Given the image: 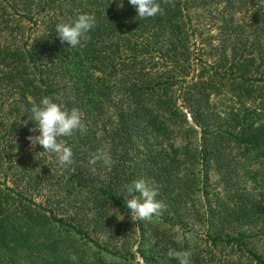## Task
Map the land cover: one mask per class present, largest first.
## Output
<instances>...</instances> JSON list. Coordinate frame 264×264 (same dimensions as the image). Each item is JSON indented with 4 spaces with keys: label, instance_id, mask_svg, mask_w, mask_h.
I'll return each instance as SVG.
<instances>
[{
    "label": "trees",
    "instance_id": "1",
    "mask_svg": "<svg viewBox=\"0 0 264 264\" xmlns=\"http://www.w3.org/2000/svg\"><path fill=\"white\" fill-rule=\"evenodd\" d=\"M157 2L140 19L128 0H0V264H179L170 250L264 264V0ZM248 11L250 34L236 19ZM83 13L88 40L62 44L56 25ZM197 13L220 19L215 37ZM224 93L252 107L222 115L210 99ZM43 97L81 112L85 131L58 138L67 167L26 142ZM181 108L201 130L193 150L170 143L175 127L198 137ZM98 152L111 167L90 163ZM141 179L162 207L136 221L124 186Z\"/></svg>",
    "mask_w": 264,
    "mask_h": 264
},
{
    "label": "clouds",
    "instance_id": "2",
    "mask_svg": "<svg viewBox=\"0 0 264 264\" xmlns=\"http://www.w3.org/2000/svg\"><path fill=\"white\" fill-rule=\"evenodd\" d=\"M128 3L136 9L137 17L140 19L156 16L160 11L157 0H128ZM95 16L89 13L79 14L75 20L61 22L56 25V36L60 42L67 43L69 47L82 46V42L88 40L89 33L95 26ZM31 117L35 122V128L30 131L37 132V135L29 136L31 145H40L47 153H55L61 166L67 167L73 163V152L70 147L59 142L60 137H69L75 131L84 132L85 126L82 123L81 112L77 108L67 111L48 97H43L39 104H33L30 109ZM102 161L104 166L111 167V157L106 153H96L90 163L95 164ZM130 198L126 200V207L136 221L150 220L160 214L162 207L157 201L158 188L154 182L143 179L124 186ZM139 193V196L132 195ZM138 248V245L136 246ZM168 255L176 258L179 264H191V251L176 252L170 250ZM73 260L75 256L71 257Z\"/></svg>",
    "mask_w": 264,
    "mask_h": 264
},
{
    "label": "rangeland",
    "instance_id": "3",
    "mask_svg": "<svg viewBox=\"0 0 264 264\" xmlns=\"http://www.w3.org/2000/svg\"><path fill=\"white\" fill-rule=\"evenodd\" d=\"M243 1V0H242ZM249 5L251 6V3L249 2ZM250 7H249V11H250ZM249 11L246 13V12H238L237 14L238 15H236L235 17H236V19H238V21L240 22V24L241 25H244L245 26V32H246V34H250L251 33V29H248V27L247 26H251V25H253V18L250 16V14H249ZM251 11H253V9L251 10ZM202 13V12H201ZM192 16H193V22L195 23V24H197V25H199V26H201V27H203V28H205V29H203L204 31H206L205 32V34H204V36H205V38L207 39V38H209L208 36H213V37H215V35H217L218 34V31L217 30H215L214 29V27H213V29L212 30H210V33L211 34H209V32H207V30H208V28L210 27V26H212L213 24H219V22H220V19H211V18H209V17H206V16H200V17H198V13L197 14H192ZM234 17V18H235ZM258 19V17H256V20ZM28 25V24H27ZM29 26H31V25H28V27ZM252 37V36H251ZM195 40H199L198 39V37H196V39ZM217 40H219L218 38H216V39H214V40H212V41H214L213 43H214V45L218 42ZM178 104H180V102H178ZM210 104L212 105V106H214L215 108H216V110L217 111H219L220 112V114H225L226 113V111L227 110H229V109H231L232 107L234 108H240L241 106H245V107H248V106H250V107H252V104L251 103H247V102H244V104L243 105H239L238 103H237V100L236 99H234L233 97H231V95H229V94H227V93H224V94H222V95H220V96H218V97H211V99H210ZM181 110L183 111V113L185 114V116H186V119H187V121H188V123H189V126H191V127H193L196 131H197V134H198V137H193V136H185L184 135V133H183V129H182V127H175L174 128V133H173V137H172V139L170 140V143H173L174 145H175V148H178V149H182L183 147H187L189 150H193V149H195V147H196V145H195V140H198L199 138H200V133H201V130H200V128L198 127V126H196V124L192 121V119H191V117H190V115L188 114V112L184 109V108H181ZM224 112V113H223ZM29 136H34V135H29ZM28 136V137H29ZM28 137L26 138V142H28L29 140H28ZM158 142H160V145L162 146V147H166L167 146V142H169V141H162V140H158ZM29 146L33 149H35V146L33 147L32 145H31V143H29ZM38 149H39V145H37L36 146ZM41 149V148H40ZM42 150V149H41ZM50 154H52V153H50ZM54 161V159H53V157L51 156V155H48V158H47V161L45 162V164H47V165H49V163H51V162H53ZM245 165H246V163H245ZM45 168H49V167H46V166H44L43 167V172H44V170H45ZM214 179H215V177L213 176V174L212 173H210L209 174V184H213L214 183ZM7 180V179H6ZM53 182H54V180H52ZM5 182V178L4 177H2L1 175H0V184H2V183H4ZM52 182V183H53ZM50 182H46L45 183V185H46V189H49V186H50ZM49 185V186H48ZM6 186H11V184H10V182L7 180L6 181ZM47 194V193H46ZM46 196V195H45ZM42 198H45L44 196H42ZM41 198V199H42ZM37 202L38 201H40V198L38 197V198H36L35 199ZM125 222V221H124ZM98 242L99 243H101L102 241H100V240H98ZM131 242V241H130ZM131 247V246H130ZM135 249H136V246L134 245L133 247H132V249L130 250L129 248H128V250H130V251H135ZM131 253V252H130ZM133 256H134V260H133V263L132 264H144V262H143V260H142V258L138 255V254H136V253H134L133 254Z\"/></svg>",
    "mask_w": 264,
    "mask_h": 264
}]
</instances>
